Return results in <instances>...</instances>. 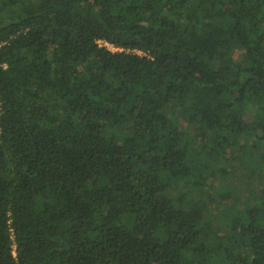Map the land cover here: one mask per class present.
Masks as SVG:
<instances>
[{
  "label": "trees",
  "instance_id": "trees-1",
  "mask_svg": "<svg viewBox=\"0 0 264 264\" xmlns=\"http://www.w3.org/2000/svg\"><path fill=\"white\" fill-rule=\"evenodd\" d=\"M0 264H264V0H0Z\"/></svg>",
  "mask_w": 264,
  "mask_h": 264
},
{
  "label": "built area",
  "instance_id": "built-area-1",
  "mask_svg": "<svg viewBox=\"0 0 264 264\" xmlns=\"http://www.w3.org/2000/svg\"><path fill=\"white\" fill-rule=\"evenodd\" d=\"M102 44H104V45H106V46H108L109 44L108 43H103V42H101ZM110 46V45H109ZM112 47V48H111ZM111 47H109L110 49H114V50H117L115 47H113V46H111Z\"/></svg>",
  "mask_w": 264,
  "mask_h": 264
},
{
  "label": "rangeland",
  "instance_id": "rangeland-1",
  "mask_svg": "<svg viewBox=\"0 0 264 264\" xmlns=\"http://www.w3.org/2000/svg\"><path fill=\"white\" fill-rule=\"evenodd\" d=\"M107 47H111V46L108 45ZM111 48H112V47H111ZM113 50H114V49H113ZM240 179H241V178H240ZM242 179H245V177H242Z\"/></svg>",
  "mask_w": 264,
  "mask_h": 264
}]
</instances>
